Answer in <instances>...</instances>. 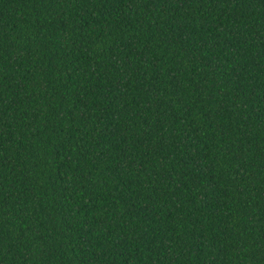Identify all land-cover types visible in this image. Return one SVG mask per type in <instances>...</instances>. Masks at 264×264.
<instances>
[{"label": "trees", "instance_id": "trees-1", "mask_svg": "<svg viewBox=\"0 0 264 264\" xmlns=\"http://www.w3.org/2000/svg\"><path fill=\"white\" fill-rule=\"evenodd\" d=\"M0 264H264V0H0Z\"/></svg>", "mask_w": 264, "mask_h": 264}]
</instances>
